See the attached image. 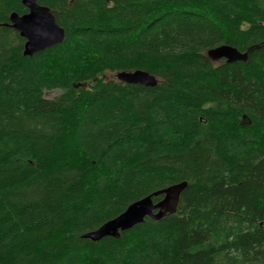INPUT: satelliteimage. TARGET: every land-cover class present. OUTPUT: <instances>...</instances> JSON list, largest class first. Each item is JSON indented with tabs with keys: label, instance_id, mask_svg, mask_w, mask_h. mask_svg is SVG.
Listing matches in <instances>:
<instances>
[{
	"label": "trees",
	"instance_id": "16d2710c",
	"mask_svg": "<svg viewBox=\"0 0 264 264\" xmlns=\"http://www.w3.org/2000/svg\"><path fill=\"white\" fill-rule=\"evenodd\" d=\"M38 2L65 39L25 56L0 0V264H264V0ZM135 70L158 85L106 79ZM182 182L175 214L82 238Z\"/></svg>",
	"mask_w": 264,
	"mask_h": 264
},
{
	"label": "water",
	"instance_id": "95a60500",
	"mask_svg": "<svg viewBox=\"0 0 264 264\" xmlns=\"http://www.w3.org/2000/svg\"><path fill=\"white\" fill-rule=\"evenodd\" d=\"M21 1L28 9V13L24 15L13 13L10 20L11 27L26 39L24 55L33 56L62 44L65 39V30L58 24L50 9L41 5L38 0ZM207 55L214 62L225 60L227 63H236L245 62L248 59V53H242L229 45L213 48L207 52ZM117 80L143 87L158 85V79L143 70L119 72ZM187 186V182H182L136 201L118 217L106 222L95 231L85 233L82 238L93 242H99L107 237L119 239L121 233L142 224L148 217L159 221L168 215L175 214L181 195ZM158 196H162V200L154 203L153 198Z\"/></svg>",
	"mask_w": 264,
	"mask_h": 264
},
{
	"label": "rangeland",
	"instance_id": "374dc122",
	"mask_svg": "<svg viewBox=\"0 0 264 264\" xmlns=\"http://www.w3.org/2000/svg\"><path fill=\"white\" fill-rule=\"evenodd\" d=\"M107 80H117V74L116 73H107L106 74ZM58 94V92H49L47 93V97L53 98Z\"/></svg>",
	"mask_w": 264,
	"mask_h": 264
}]
</instances>
